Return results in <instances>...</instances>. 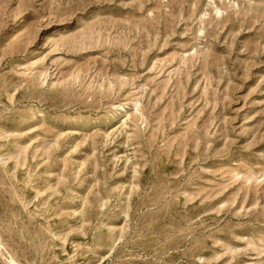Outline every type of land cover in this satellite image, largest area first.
I'll return each instance as SVG.
<instances>
[{
    "label": "rangeland",
    "instance_id": "obj_1",
    "mask_svg": "<svg viewBox=\"0 0 264 264\" xmlns=\"http://www.w3.org/2000/svg\"><path fill=\"white\" fill-rule=\"evenodd\" d=\"M0 264H264V0H0Z\"/></svg>",
    "mask_w": 264,
    "mask_h": 264
}]
</instances>
